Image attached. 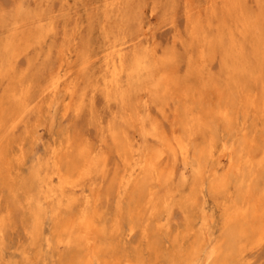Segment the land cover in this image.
Wrapping results in <instances>:
<instances>
[{"label": "rangeland", "instance_id": "obj_1", "mask_svg": "<svg viewBox=\"0 0 264 264\" xmlns=\"http://www.w3.org/2000/svg\"><path fill=\"white\" fill-rule=\"evenodd\" d=\"M103 1L0 0V116L17 111L15 105L22 100L26 107L19 125L1 138L0 264H38L43 259L56 264L65 258L64 244L58 241L52 219L61 220L69 213L64 210L58 218L49 212L38 228L24 205L25 188L21 190V186L31 179L37 155L49 158L53 149H63L65 159H69L77 154L81 143L96 146L102 155L103 170H96L91 179H86L85 186L108 228L118 211L125 149L117 144L113 133L126 125L120 117L125 108L121 101L108 103L100 90L96 91L94 104L88 94L84 97L87 83L92 86L90 80L95 76L91 70L94 65L85 62L86 58L96 56L106 38L132 35L148 20L153 27L154 45L164 57L167 7L166 0H119L113 14L106 11ZM13 33L15 42L7 44ZM61 63L69 66L72 77L82 85L77 90L63 87L58 96L47 98L43 88ZM149 106L152 114L160 115L156 102H149ZM161 123L167 128V117H162ZM127 128L141 137L135 127L127 124ZM120 135L124 141V135ZM139 142L143 139L139 138ZM123 226L128 232V222ZM115 237L109 238L117 240L114 246L120 253L125 251L133 256L144 251L149 256L140 225L134 228L129 240L120 236L119 241Z\"/></svg>", "mask_w": 264, "mask_h": 264}, {"label": "bare ground", "instance_id": "obj_2", "mask_svg": "<svg viewBox=\"0 0 264 264\" xmlns=\"http://www.w3.org/2000/svg\"><path fill=\"white\" fill-rule=\"evenodd\" d=\"M103 5L106 11L114 14L119 0H104ZM151 28L148 20L142 22L132 35L106 38L96 56L86 58L85 62L89 66L94 65L91 70L95 76L90 80L92 86L87 83L84 97L88 94L94 104L96 91L100 90L108 103L121 101L125 108L120 117L126 125L113 133L117 144L124 145L125 153L122 155L124 167L117 193L118 211L110 228L85 186L86 179H91L96 170H103L100 165L102 155L96 146L81 143L76 148L77 154L69 159H65L63 149H53L49 158L37 155L31 179L21 186V190L26 189L24 205L38 228L49 212H54L58 218L64 210L69 213L61 220L52 219L58 241L64 244L63 251L66 252L65 258L58 260L59 263L55 261L56 264H169L168 132L161 123V118L167 117V50L162 57L154 45ZM15 40L13 33L7 44ZM80 85L82 83L69 72V66L61 63L49 75L42 92L47 98H54L63 87L77 90ZM42 92L41 97L44 96ZM22 101L15 105L17 111L0 116V158L3 151L1 138L22 121L26 108ZM151 101L157 103L160 115L152 114ZM127 124L138 129L141 137L128 129ZM132 132L134 134L131 135ZM139 138L143 142L140 143ZM124 222H128V232L123 229ZM137 225L141 226L142 235L147 240L149 256H145L144 251L133 256L125 251L120 253L114 246L117 240L109 238L123 236L129 240ZM46 238L49 240L50 236ZM38 264L50 263L43 259Z\"/></svg>", "mask_w": 264, "mask_h": 264}]
</instances>
